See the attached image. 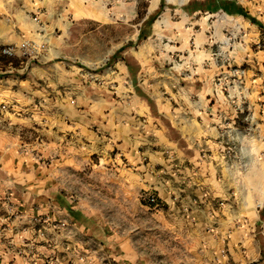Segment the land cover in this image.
<instances>
[{
	"label": "crops",
	"instance_id": "1",
	"mask_svg": "<svg viewBox=\"0 0 264 264\" xmlns=\"http://www.w3.org/2000/svg\"><path fill=\"white\" fill-rule=\"evenodd\" d=\"M216 1L218 5L232 2L264 25L263 0ZM210 3L215 0H0V97L9 100L14 108L13 113L2 112L0 116V264H95L88 261V245L102 248L103 242L88 226L93 218L66 199L54 196L56 167H45L43 157L33 146L23 147L18 131L33 126L34 121L25 119L19 111H35L43 103L54 105L58 77L68 83L66 86L86 92V70L68 61L71 31L79 23L76 19L93 17L103 22L114 18L134 23L139 15L140 20L132 27L139 34L148 28L147 39L155 36L158 29L173 36L183 28L194 52L201 47L199 41L203 43L208 54L205 58L186 51L174 59L165 57L162 62L169 65L165 69L167 76L174 77L176 83L186 82L179 86L180 92L196 95L197 100L181 101L172 108L174 113L167 104L158 106L163 118L152 116L146 104L118 103L116 113L105 121L87 119L78 106L72 118L63 117L51 125L53 136H57L56 127L65 132L64 138H69L58 151L52 142L46 148L47 154H61L68 164L66 169L72 164L81 165L86 152L107 157L115 151L112 161L116 170L122 171L118 164L123 161L127 173L139 177L141 187L155 190L168 220L174 221L172 227L182 228L185 224L208 233L214 232L216 223L240 216L251 228L258 226L259 240L248 246L247 253L253 255V264H261L264 49L260 43L264 29L240 14L226 13L222 6L217 11L208 10ZM156 16L162 17L159 25ZM151 18L153 23L148 22ZM171 40L178 48V39ZM23 44L45 46L37 59H25L19 52L11 58L1 54L3 47L20 48ZM220 44L230 49L236 45L237 49L216 54ZM140 62L143 73L147 61ZM232 64L245 69L242 93L249 99L246 108L254 113L259 125L252 140L237 136L243 121L241 105L233 100L241 98V94L237 76L230 69ZM111 69L112 80L118 82L121 78L127 86L123 72L131 79L132 75L126 62L117 59ZM214 71L225 85L211 84ZM92 75L104 78L107 74ZM100 83L92 86L101 87ZM115 87L121 85L115 83ZM41 90L44 102L38 100ZM170 128L175 130L174 138ZM235 139L240 143H234ZM75 153L83 160L76 163ZM149 176L151 180L147 181ZM222 201L224 205L218 206ZM111 237L119 238V234L115 231ZM127 247L134 252L131 241Z\"/></svg>",
	"mask_w": 264,
	"mask_h": 264
},
{
	"label": "rangeland",
	"instance_id": "2",
	"mask_svg": "<svg viewBox=\"0 0 264 264\" xmlns=\"http://www.w3.org/2000/svg\"><path fill=\"white\" fill-rule=\"evenodd\" d=\"M85 15L89 16V14ZM140 16L134 23L116 21L114 18H105L103 22L93 17L83 21L75 20L79 23L75 24L71 31L73 42L68 47L70 51L68 61L86 70L88 75L86 92H79L78 89L66 86L67 82L58 77L56 83H59V87L55 91L54 105L43 103L38 104V109L35 111H19L24 113L25 119L34 121L33 126L23 127L18 131L23 138V147L33 146L35 151L43 157L41 162L45 167H56L57 183L53 190L54 196L62 200L66 199L73 207L82 209L93 218L94 221L89 220L88 226L103 242V247L88 245V250H90L86 254L88 261L95 264H253L254 257L247 253V249L252 242L259 240V230L258 226L251 228V225L242 220L241 216L234 221L216 223L213 227L214 232L192 230L185 224L182 228H174L172 227L174 221L170 223L168 220L169 218L164 213L166 210L164 203L155 190L141 187L137 183L140 180L139 177H132L128 174L126 170L128 167L123 161L118 164L122 171L116 170V165L114 166L112 161L115 158L113 157L115 151H111L107 157H102L98 153L86 152L87 155L84 161H81V165L72 164L66 169L68 164L64 163L66 160L61 154H57L58 156L47 154L46 148L52 142L58 151L62 149L63 141L69 138H64L65 132L58 131L56 127L54 131L57 136H53L51 125L62 121L63 117L64 120L72 118L76 109H79L78 106L83 110L87 119L105 121L116 113L118 103L146 104L151 108L152 116L163 118L157 111L158 106L167 104L172 109L177 107L181 101L197 100L196 95L180 92L179 86L186 82L180 80L181 82L176 83L174 77L167 76L165 69H168L169 65L162 62L165 57L174 59L186 51L188 54L197 55L198 58H205L208 54L203 43L199 41L198 45L201 47L194 52L192 50L194 48L189 45L188 37L183 34V28L180 29V34L173 33V36L169 34V31L158 29L155 31V36L140 41L139 32L132 27L133 24L138 23ZM95 17L101 19V16ZM162 17L159 19L155 17L158 25ZM142 31L144 36H148L150 32L148 28ZM170 37L178 39L180 42L178 48ZM218 46L220 47L216 48V54L230 53L237 49L236 45L231 49L221 44ZM260 46L264 49V39ZM233 54L236 55V51ZM117 59L126 62L132 75L131 79L123 72L128 80L127 86H124L126 83L124 84L123 79L119 78L116 82L111 78V68ZM151 59L154 62H149ZM139 60L147 61L144 67L146 75L142 73L143 63L138 64ZM238 68L245 70L244 66L235 67L233 64L230 66L233 71ZM215 71L213 82H211L213 86H216L221 77ZM98 72L107 75H104V78L102 76L95 78L92 74ZM109 73L110 76H108ZM131 80H133L132 83ZM95 82L98 85L102 82L101 87L92 86ZM115 83L120 84L121 88H116ZM23 85L26 87V84ZM42 94L44 91L41 90L39 102H44L41 98H44ZM233 100L240 103L241 109H244V113L240 115L243 121L242 128L238 129L237 136L242 140L244 138L252 140L251 138L255 137L259 128L255 126L254 113L246 108L249 99L245 95V98L241 96ZM4 105L7 107L6 110L2 109ZM13 109L9 100H1L0 97V116L2 112L13 113ZM172 112L174 113V109ZM246 118H250L249 121ZM169 130L171 137L174 138L175 130L173 128ZM52 138L53 141H51ZM34 142L41 147L34 145ZM233 142L240 143L236 139ZM240 149L242 147H239ZM74 155L76 163L83 160L78 157V154ZM150 180L149 176L147 181ZM151 197L156 198L155 203L150 201ZM115 231L119 234V238L112 239L111 235ZM130 241L134 245V252L128 250L127 246ZM260 263L264 264V245Z\"/></svg>",
	"mask_w": 264,
	"mask_h": 264
},
{
	"label": "built area",
	"instance_id": "3",
	"mask_svg": "<svg viewBox=\"0 0 264 264\" xmlns=\"http://www.w3.org/2000/svg\"><path fill=\"white\" fill-rule=\"evenodd\" d=\"M44 48V45H40L38 46L37 44H23L20 48H16V47H4L1 52L3 55L8 56V57H14L15 55L18 54V52L22 55V57H25L27 59H37L39 56V53L41 51V49ZM235 76H237L236 78V85L238 86V89L240 91L241 96H243L245 98V95L242 93V90L244 88V74H245V70L243 69H235L234 70ZM218 86L221 85H225L224 80L222 79V77H220L218 79L217 82ZM235 84H233L234 86ZM229 97H231V95L228 94ZM6 106L4 105L2 107L3 110H6ZM241 114L244 113V109H240L239 110ZM250 118H246L247 121H249ZM252 121V120H251ZM257 129L259 128L258 123H256ZM151 202L155 203L156 202V198L155 197H151L150 199ZM220 206L224 205V202H220L219 203Z\"/></svg>",
	"mask_w": 264,
	"mask_h": 264
},
{
	"label": "trees",
	"instance_id": "4",
	"mask_svg": "<svg viewBox=\"0 0 264 264\" xmlns=\"http://www.w3.org/2000/svg\"><path fill=\"white\" fill-rule=\"evenodd\" d=\"M221 7L222 6V9L226 12V13H228V14H230V15H233V14H240V15H243V16H245L246 18H248L249 20H251L252 21V23L253 24H256V25H258L259 27H261V28H263V25H262V23L261 22H259L255 17H253L251 14H249L247 11H245L244 9H242V8H238L237 6H236V4H234V3H224V4H222V3H219V5L217 4V1L215 0V3H210L209 4V6H208V10H215V11H217V9H218V7ZM153 21H154V18L152 19H149L148 20V22L149 23H153ZM146 38H148V36H144L143 35V31L141 32V34H140V36H139V40L140 41H143L144 39H146ZM72 213H73V211H72Z\"/></svg>",
	"mask_w": 264,
	"mask_h": 264
}]
</instances>
